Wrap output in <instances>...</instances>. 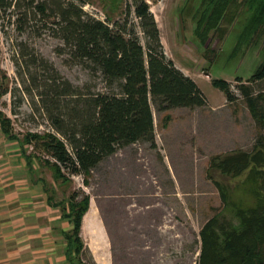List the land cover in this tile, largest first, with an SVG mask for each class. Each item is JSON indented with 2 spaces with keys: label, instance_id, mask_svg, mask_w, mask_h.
Returning <instances> with one entry per match:
<instances>
[{
  "label": "rangeland",
  "instance_id": "obj_1",
  "mask_svg": "<svg viewBox=\"0 0 264 264\" xmlns=\"http://www.w3.org/2000/svg\"><path fill=\"white\" fill-rule=\"evenodd\" d=\"M74 1H84V10L101 21L108 22L110 15L115 20L122 17L120 11L108 12L104 0ZM115 1L119 0L106 4L115 8ZM208 1L148 0L167 57L196 82L207 98L206 107L158 112L153 105L155 146L138 142L119 150L91 171L88 184L84 175L66 170L70 183L56 181L45 165L52 158L38 144L26 146L37 176L48 184L54 206L67 203L73 193L79 199L82 193L92 198L87 219L96 209L104 221L112 264H199L201 231L225 209L216 182L229 186L236 204L257 205L247 183L222 176L211 164L240 151L254 153L264 142V124L253 118L240 89L245 85L254 96L264 95V81L249 82L264 61V33L245 41L249 0H234L204 43L197 25ZM45 61L85 93L107 91L100 73L78 64L48 30L42 15L26 20L0 10V111L10 119L19 142L28 133H55L40 109V93L50 76L42 65ZM213 80L227 81L235 100L228 102ZM262 191L264 195V182ZM258 247L252 239L245 248L246 258ZM82 260L91 264L86 255Z\"/></svg>",
  "mask_w": 264,
  "mask_h": 264
},
{
  "label": "trees",
  "instance_id": "obj_2",
  "mask_svg": "<svg viewBox=\"0 0 264 264\" xmlns=\"http://www.w3.org/2000/svg\"><path fill=\"white\" fill-rule=\"evenodd\" d=\"M106 1L108 12L110 9L120 11L121 18L115 20L110 15L109 23L101 21L84 10V1L79 4L74 0H0L4 14H20L26 20L42 15L48 30L69 49L70 56L78 64L99 72L106 85L107 91L85 93L51 64L46 61L42 64L50 76L49 84L40 93V109L56 134L28 133L20 144L30 166L32 155L27 154L26 146L34 143L41 146L53 160L46 161L45 165L52 169L56 181L63 184L70 183L65 170L86 178L121 149L138 142L155 146L153 105L158 112H165L197 109L208 104L196 82L167 57L148 0H119L115 1V8ZM233 2L209 0L204 3L200 23L198 20L200 25H197V34L204 43ZM248 4L250 17L246 33L249 37L246 36L245 41L254 34L259 37L264 33V0H249ZM262 81L264 61L249 82ZM213 85L225 93L228 102L235 100L227 81L213 80ZM240 89L253 118L263 125L264 95L254 96L245 85ZM0 124L9 139L19 141L12 133L10 119L1 111ZM257 147L254 153L240 151L218 158L217 165L211 164L222 176L247 183L257 205L244 208L236 204L231 199L229 186L216 182L225 209L211 218L201 231L199 264H264V142L260 141ZM85 183L88 184L87 178ZM79 198L78 193H73L67 203L58 204L63 218L73 226L66 236L67 258L72 264H86L82 260L84 242L80 235L91 197L82 193ZM252 239L258 241L259 247L246 258L245 248Z\"/></svg>",
  "mask_w": 264,
  "mask_h": 264
},
{
  "label": "crops",
  "instance_id": "obj_3",
  "mask_svg": "<svg viewBox=\"0 0 264 264\" xmlns=\"http://www.w3.org/2000/svg\"><path fill=\"white\" fill-rule=\"evenodd\" d=\"M34 170L20 142L9 139L0 124V264H72L66 236L73 226L58 204L54 206L48 184ZM92 207L91 198L80 235L86 246L83 256L91 264H112L104 221L96 209L87 219Z\"/></svg>",
  "mask_w": 264,
  "mask_h": 264
}]
</instances>
